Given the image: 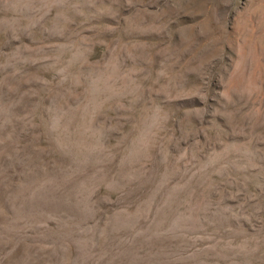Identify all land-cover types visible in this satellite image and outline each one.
<instances>
[{"label": "rangeland", "instance_id": "rangeland-1", "mask_svg": "<svg viewBox=\"0 0 264 264\" xmlns=\"http://www.w3.org/2000/svg\"><path fill=\"white\" fill-rule=\"evenodd\" d=\"M0 264H264V0H0Z\"/></svg>", "mask_w": 264, "mask_h": 264}]
</instances>
